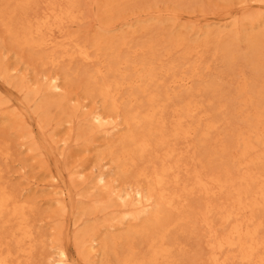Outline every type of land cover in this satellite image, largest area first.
<instances>
[{
	"label": "bare ground",
	"instance_id": "obj_1",
	"mask_svg": "<svg viewBox=\"0 0 264 264\" xmlns=\"http://www.w3.org/2000/svg\"><path fill=\"white\" fill-rule=\"evenodd\" d=\"M17 5L22 12L17 21L14 8L7 20L0 14V21L11 40L35 61L42 65L75 58L85 64L95 62L85 73L87 91L101 100L84 114L90 132L113 138L124 129L97 154V160L105 159L97 171L80 182L85 192L105 190L108 201L119 203V208L103 212L102 238L95 236L98 224L87 226L84 220L72 236L81 261L72 258L68 239L54 244L49 256L39 254V264L45 260L50 264H183L187 253L176 231L202 236L204 252L193 264H264V26L232 34L230 23L206 24L193 38L181 32L174 35L163 53L149 47L148 56L135 59L123 56V41L121 45L105 38L110 31L103 29L91 46L70 36L65 27L78 18V0H19ZM209 46L214 56L221 54L222 69L207 81L201 68L210 69L203 62ZM182 47L187 70L174 61L163 62ZM236 57L248 72L239 68L233 89L225 93L223 78L230 77ZM6 71L2 66L0 74ZM59 79L49 75L44 89L32 91L22 85L24 99L16 101L15 115L25 129L19 136L30 137L27 148L48 157L58 153L45 129L49 123L45 112L50 105L61 104L51 102L42 90L58 93ZM33 99L34 106L29 104ZM4 102L0 98V105ZM205 103H213L212 108ZM24 118L32 119L29 127ZM34 129L36 138L31 136ZM25 145V141L19 144ZM68 150L61 152L62 165L55 163L50 185L61 212L76 224L85 212L76 211V197L84 190L74 189L72 183L71 174L80 177L81 171L64 174ZM0 155L5 160L11 156L6 143L0 146ZM1 170L0 264H14L22 257L31 264L37 260V248L45 245L44 232L30 217L37 204L9 189L11 176ZM113 176L123 180V189H115ZM195 195L200 201L193 208L189 199ZM90 202L100 211L111 208L99 194ZM141 216L143 220L136 224ZM115 219L122 229L117 232H113Z\"/></svg>",
	"mask_w": 264,
	"mask_h": 264
},
{
	"label": "rangeland",
	"instance_id": "obj_2",
	"mask_svg": "<svg viewBox=\"0 0 264 264\" xmlns=\"http://www.w3.org/2000/svg\"><path fill=\"white\" fill-rule=\"evenodd\" d=\"M18 3L19 0H0V14L4 20H7L13 8L14 20H18L22 15L17 7ZM78 3L80 7L78 18L65 27L76 42L91 46L92 41L100 33L103 34L104 29L110 31L104 34L105 38L115 43L121 44V41L125 43L121 44L123 56L129 55L135 59L148 56L151 50L148 49L149 47L157 54L163 53L164 49L169 48L174 35L181 32L193 38L195 37L193 33L199 28L204 29L206 24L216 27V25L230 23L231 29L234 30L232 34L240 29L244 30L240 32L241 34L250 33L261 30L264 26V0H117L113 3H108L107 0H78ZM43 5L40 3V7ZM173 16H176L175 20L171 19ZM239 45L240 49L244 50V43ZM183 52V47L178 48L163 62L168 65L174 61L175 65H180L181 68L187 70L189 62L183 59ZM205 61L210 65V69L202 70L201 68V72L207 80L206 78H213L222 69L221 54L214 56L213 48L209 46L203 53V62ZM202 65L203 63L201 67ZM2 66L8 71L5 75L0 74V98L5 100L0 105V146L6 143L10 147L11 156L5 160L0 155V168L4 175L11 176L7 183L9 189L15 191L18 196H27L28 199L35 200L36 209L30 217L35 220L38 229L45 234V245L37 248V260H33L31 264H39V254L44 257L49 256L54 244L66 243L65 240L68 239L70 242H67V248L72 258L81 261L83 258L76 251L73 234L84 226L85 221L87 226L96 222L98 225L95 226V236L98 237L97 240H100L104 232V226H102L104 213L119 208L117 206L119 203L108 201L105 190L98 193L91 188L85 192V184L80 182L83 177H88L87 180H89L97 171L105 161V159L97 160V154L105 148L107 141L118 138L124 129L116 132L113 138L104 137L93 131L90 132L91 125L84 119V114L98 106L101 101L99 97L87 91L85 84V73L94 68L95 62L85 64L75 58L71 62L64 60L55 65L49 63L42 65L31 57L29 51L20 49L11 40L5 32V26L0 21V71ZM239 68L248 72L242 59L236 57L230 77L223 78L225 93H230L233 89ZM49 75H59L61 82V90L58 93L42 90L51 102L61 104H52L48 109L46 108L47 112H45V119L49 121L45 128L46 132L52 135L57 146L58 154L55 157H48L43 153L38 154L37 150L27 148L30 137L19 136L25 129L21 124L22 120L20 122L15 115L17 98L24 99L25 91L20 89L21 86L26 85L31 91L44 89V78ZM199 97H202L201 93ZM29 104L34 106V99L30 100ZM212 105L213 103L209 105L205 103L206 108H212ZM23 121L24 125H27L32 119L26 122L24 118ZM37 135L34 129L31 136L36 138ZM21 141L27 142V145L19 146ZM68 147V158L63 163L64 174L69 171H81L82 176L80 177H77L76 173L71 174L72 183L74 189L84 190V194L76 197L78 206L76 211L80 213L85 210L81 216H76L78 218L76 224L70 220L68 213L61 212L60 205L55 202L57 195L53 193L50 185L51 175L56 167L55 163L58 164L57 166L62 165L61 152ZM24 170L25 173L22 174ZM113 179L116 190L124 188L123 180L116 176H113L111 180ZM97 194L103 197L108 205H111L110 209L100 211L91 207L90 199ZM199 201L200 198L197 195L189 199L193 208L198 205ZM142 220L143 216L135 223L138 224ZM112 224L117 229L113 232L122 230L118 229L119 220H113ZM69 226H71L70 229ZM175 234L185 244L187 254L183 264H193V259H198L204 252L202 236L200 233L188 235L186 232L180 234L177 231ZM44 263L50 264L46 260ZM14 264H27V260L22 257Z\"/></svg>",
	"mask_w": 264,
	"mask_h": 264
}]
</instances>
